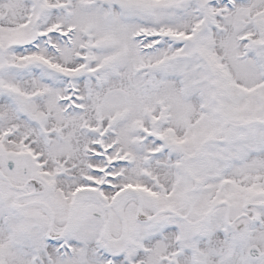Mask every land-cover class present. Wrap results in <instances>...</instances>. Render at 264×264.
Segmentation results:
<instances>
[{
    "label": "snow or ice",
    "instance_id": "snow-or-ice-1",
    "mask_svg": "<svg viewBox=\"0 0 264 264\" xmlns=\"http://www.w3.org/2000/svg\"><path fill=\"white\" fill-rule=\"evenodd\" d=\"M0 264H264V0H0Z\"/></svg>",
    "mask_w": 264,
    "mask_h": 264
}]
</instances>
